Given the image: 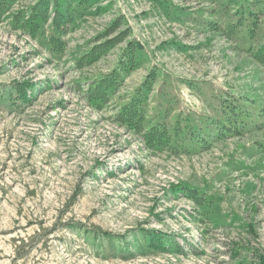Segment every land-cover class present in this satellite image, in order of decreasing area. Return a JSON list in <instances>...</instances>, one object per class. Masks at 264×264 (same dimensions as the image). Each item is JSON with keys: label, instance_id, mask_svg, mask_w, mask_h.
Listing matches in <instances>:
<instances>
[{"label": "rangeland", "instance_id": "rangeland-1", "mask_svg": "<svg viewBox=\"0 0 264 264\" xmlns=\"http://www.w3.org/2000/svg\"><path fill=\"white\" fill-rule=\"evenodd\" d=\"M36 1L0 15V264H260L264 65L253 55L264 44V0H99L93 9L107 8L63 35L61 55L12 23ZM124 30L106 55L75 66ZM130 47L132 67L114 91L98 105L85 101L130 63ZM21 84L37 85L29 103L5 93ZM142 87L143 129L164 127V145L150 146L119 119ZM81 227L120 237L155 231L154 245L169 236L183 253L103 258Z\"/></svg>", "mask_w": 264, "mask_h": 264}, {"label": "trees", "instance_id": "trees-1", "mask_svg": "<svg viewBox=\"0 0 264 264\" xmlns=\"http://www.w3.org/2000/svg\"><path fill=\"white\" fill-rule=\"evenodd\" d=\"M17 0H0V15L9 14L11 8ZM99 0H37L34 5L25 11H20L12 15V23L18 25V28L23 30L25 34H28L32 39H36L41 47L45 48L50 54L61 55L65 51V41L62 37L70 29H72L77 22L84 19L86 16H92L97 14L100 10H105L107 7H95ZM122 18H117L115 23L111 27L104 31L101 37L106 38L109 35H113L116 32L118 26L122 22ZM46 28L48 30H46ZM129 30L119 31L116 37H110L104 39L103 42L94 44L79 59L75 60V66L81 67L84 63H91L97 61L102 55H106L108 51L115 47V45L127 37ZM134 50L135 47H130L129 52ZM131 54V55H130ZM130 63H121L122 67L114 69L109 74H106L101 83L94 89L89 90L85 94V101L91 102L94 105L100 104L106 99V94L114 91L118 84L119 73L128 70L132 67L133 62V51L128 53ZM259 64L264 65V44L261 45L257 52L253 55ZM149 81V80H147ZM102 85H105L103 87ZM146 89L150 90V86L146 85ZM30 90V94L27 91ZM36 84H21L16 86L15 89L6 91L5 93L18 94V99L21 102L29 103L34 99V95L37 91ZM104 90L103 95H101ZM145 90L143 87L136 92V96L131 100L129 104L122 105L118 115L119 119L124 121L133 131H138L146 142L150 146L154 144L164 145V140H169L165 128L161 131L156 130V127H151L148 130L143 129V116L140 107L141 103L145 102L142 91ZM35 92V93H33ZM38 92V91H37ZM33 93V94H32ZM1 98V97H0ZM1 102V101H0ZM23 105V104H22ZM20 104L17 103L16 98H10V108L18 109ZM77 233L85 232L84 241L89 244L95 251L96 255L102 256L103 258H110L114 256H132L135 253L138 255H147L151 250L160 251L165 253L182 252L183 249L176 240L172 237L166 236L160 239L158 245H154L150 238L155 231L145 233L142 235L140 232L132 231L128 236H109L108 234H98L93 231H86L84 227L77 228ZM114 238H119L120 241L134 240L130 247L121 245L120 241ZM141 246V247H139ZM236 248L232 249V252ZM238 250H241L239 248ZM243 250V249H242ZM247 258L246 255L236 253L232 255V258ZM129 258V257H127ZM235 264H247L242 262L240 259ZM264 263V259L260 261V264Z\"/></svg>", "mask_w": 264, "mask_h": 264}]
</instances>
